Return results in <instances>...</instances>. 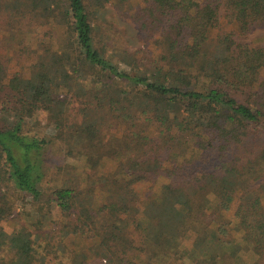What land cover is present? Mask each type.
<instances>
[{
    "label": "trees",
    "instance_id": "obj_1",
    "mask_svg": "<svg viewBox=\"0 0 264 264\" xmlns=\"http://www.w3.org/2000/svg\"><path fill=\"white\" fill-rule=\"evenodd\" d=\"M109 2L130 6L0 0L29 62L8 77L0 61V185L31 200L21 218L0 204V264H264V49L244 41L264 0H142L130 19L158 54L128 70L94 30ZM33 27L48 41L30 50ZM39 111L60 163L97 142L113 168L49 178Z\"/></svg>",
    "mask_w": 264,
    "mask_h": 264
},
{
    "label": "rangeland",
    "instance_id": "obj_2",
    "mask_svg": "<svg viewBox=\"0 0 264 264\" xmlns=\"http://www.w3.org/2000/svg\"><path fill=\"white\" fill-rule=\"evenodd\" d=\"M130 6L124 5V7H120L117 9L112 2H109L105 6V10L102 12V15L97 19V27L94 28L95 31H98V34H103L101 37H105L103 40V48L102 50L113 52L118 51L120 53V58H114V61L117 63V60L120 62L117 63L118 66L128 70L125 66H137L139 64V60L141 58L146 59V55H148V51L153 49L154 55L158 54V51L154 49L151 45V39L144 40L142 36H139L137 32L136 25L130 19V14L141 6L142 0H129ZM9 19L6 15L0 14V61L7 69L8 77H12V75L22 68L27 67L29 62L24 60V51L15 52L13 47L6 46V44L2 41L4 38L3 31L6 30L7 23ZM41 31L37 30L35 27L32 28L31 32L28 33V44L29 49H33L36 42L42 41L47 42V37H38L36 33ZM10 33L15 36L14 28L10 29ZM97 33V32H96ZM61 35V33H60ZM63 35V34H62ZM59 37V36H58ZM63 37H61L62 40ZM244 41L252 45L253 47H259L264 49V26H257L253 29V31L244 37ZM125 53V54H124ZM135 54L136 59L134 60L130 58L128 54ZM152 57V56H151ZM149 57V58H151ZM153 58V57H152ZM151 58V59H152ZM121 64V65H119ZM130 66V67H131ZM84 78V77H83ZM90 81V80H89ZM88 79L85 78L84 82L89 83ZM89 84H86L88 86ZM105 87V86H103ZM106 89L97 88L96 90H92V93H100L104 94ZM10 93L7 92L6 88H2L0 91V105L4 98L10 97ZM72 109V107H70ZM70 112H74L70 110ZM37 121L41 123V128H35L34 126H28L34 132H40L39 136H45L46 140L51 141L48 149V155L44 158L49 162L50 169L48 171V177H63L67 172L74 181L83 180L88 174H92L94 172L92 167L99 165L98 172L103 174L111 168H113L112 161H107L105 158H101L102 154H104V150L99 147L97 142L86 146L76 152V155L70 159L64 161V163H60L58 161L61 158V155L57 152V144L54 142L56 139L52 138V134L50 130H54L59 120L58 117L51 113H46L39 111L36 115ZM27 127V129H28ZM122 128H118V131L121 132ZM65 130H60L59 133H63ZM35 135V134H34ZM56 136V135H55ZM103 165L102 167H100ZM72 187L74 183L71 184ZM164 186V185H163ZM217 187H221L222 183L218 180L216 182ZM147 185H141L136 188V191L142 195L143 197L149 194ZM176 189L182 188L180 185L173 186ZM171 185L169 188H173ZM215 190H209L207 188L200 189L201 196L212 198L211 195ZM0 193L4 195L6 198L4 201L0 200V204H3L7 213L12 215L13 217H22V205L29 203L31 200L27 195H22L20 193L14 192L11 189L6 188L3 185H0ZM54 217L57 218V213L54 214ZM10 218V217H9ZM10 224L2 223V227L10 233L9 229ZM20 251L26 253L27 246H21ZM91 264H104L103 261H95Z\"/></svg>",
    "mask_w": 264,
    "mask_h": 264
}]
</instances>
